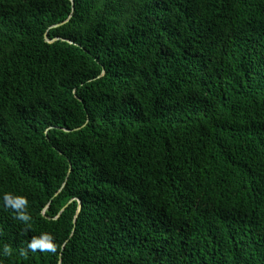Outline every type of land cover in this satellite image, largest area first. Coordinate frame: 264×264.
Here are the masks:
<instances>
[{"label": "trees", "instance_id": "16d2710c", "mask_svg": "<svg viewBox=\"0 0 264 264\" xmlns=\"http://www.w3.org/2000/svg\"><path fill=\"white\" fill-rule=\"evenodd\" d=\"M72 2L0 0V264H264V0Z\"/></svg>", "mask_w": 264, "mask_h": 264}, {"label": "clouds", "instance_id": "9594fccd", "mask_svg": "<svg viewBox=\"0 0 264 264\" xmlns=\"http://www.w3.org/2000/svg\"><path fill=\"white\" fill-rule=\"evenodd\" d=\"M2 200L5 207H9L16 212V218L18 220L27 223L31 219V216L27 211L28 199L26 196L5 192L3 193ZM27 247L33 251L38 249L41 252H55L58 245L55 243L54 237L51 233L41 232L38 236H33L31 238ZM10 252V246L4 245L3 254L9 255Z\"/></svg>", "mask_w": 264, "mask_h": 264}, {"label": "water", "instance_id": "95a60500", "mask_svg": "<svg viewBox=\"0 0 264 264\" xmlns=\"http://www.w3.org/2000/svg\"><path fill=\"white\" fill-rule=\"evenodd\" d=\"M70 2H71V5L73 6V2H72V0H69ZM59 25H54L53 27H58ZM45 41H47V42H51V41H48L47 39H45ZM67 43H69V44H72L70 41H66ZM80 209H81V204H80V202L78 201V206H77V210H76V215L79 213V211H80ZM76 215H75V217H76Z\"/></svg>", "mask_w": 264, "mask_h": 264}]
</instances>
